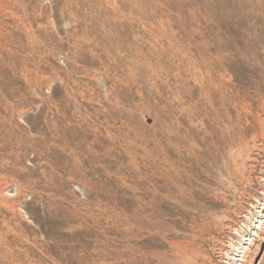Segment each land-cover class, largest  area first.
<instances>
[{"label": "rangeland", "instance_id": "374dc122", "mask_svg": "<svg viewBox=\"0 0 264 264\" xmlns=\"http://www.w3.org/2000/svg\"><path fill=\"white\" fill-rule=\"evenodd\" d=\"M0 264H264V0H0Z\"/></svg>", "mask_w": 264, "mask_h": 264}, {"label": "bare ground", "instance_id": "6f19581e", "mask_svg": "<svg viewBox=\"0 0 264 264\" xmlns=\"http://www.w3.org/2000/svg\"><path fill=\"white\" fill-rule=\"evenodd\" d=\"M194 111H195V110H194ZM209 113H210V112H209ZM161 149H162V148H161ZM155 168H156V167H155ZM143 171H144V170H142V172H143ZM152 171H154V170H152ZM140 172H141V171H140ZM142 176H143V175H142ZM169 176H170V175H169ZM148 179H149V178H148ZM152 179H153V178H152ZM152 179H151V180H152ZM165 179H166V178H165ZM174 181H175V180H174ZM141 183H144V182H141ZM177 183H178V182H177ZM145 186H146V183H145ZM145 186H144V188H145ZM132 188H134V187H132ZM135 188H136V187H135ZM127 189L129 190V188H127ZM136 189H137V188H136ZM139 190H140V189H139ZM139 190H138V191H139ZM143 190H144V189H143ZM145 190H146V188H145ZM121 191H122V190H121ZM134 191H135V190H134ZM134 191H133V192H134ZM138 191H136V192H138ZM146 191H147V190H146ZM108 192H109V191H108ZM127 192H128V191H127ZM139 193H140V191H139ZM156 193H157V192H156ZM130 194H133V193H130ZM142 194H143V193H141V195H142ZM151 194H152V193H151ZM151 194H150V195H151ZM113 195H114V194H113ZM177 195H178V194H177ZM115 196L117 197V195H115ZM139 196H140V195H139ZM145 196H146V195H145ZM145 196H144V197H145ZM156 196H157V195H156ZM146 197H148V195H147ZM190 197H191V196H190ZM151 198H153V197H151ZM123 199H124V197H123ZM139 199H140V197H139ZM155 199H157V197H156ZM158 199H160V197H159ZM137 200H138V199H137ZM153 200H154V198H153ZM160 200H161V199H160ZM139 201H140V200H139ZM155 201H157V200H155ZM130 202H131V201H130ZM130 202H129V203H130ZM142 202H143V201H142ZM147 202H150V201L148 200ZM150 203H151V202H150ZM153 203H154V202H153ZM145 204H147V203H145ZM158 204H159V203H158ZM123 205H126V204H123ZM139 205H140V204H139ZM159 205H160V204H159ZM141 206H142V205H141ZM143 206H145V205H143ZM112 207H113V206H112ZM124 207H125V206H124ZM139 207H140V206H139ZM152 207H153V206H152ZM154 207H155V206H154ZM146 209H147V208H146ZM151 209H152V208H151ZM147 210H148V209H147ZM152 210H153V209H152ZM113 211H114V210H113ZM142 211H143V210H142ZM156 211H157V210H156ZM111 212H112V211H111ZM115 212H116V211H115ZM151 212H152V211H151ZM113 213H114V212H113ZM120 213H121V212H120ZM110 214H111V213H110ZM142 215H143V214H142ZM117 216H119V215H117ZM122 216H124V215H122ZM122 216H121V221H122V218H123ZM110 217H111V216H110ZM145 217H146V216H145ZM113 219H114V218H113ZM114 220H115V219H114ZM124 220H125V219H124ZM124 220H123V221H124ZM132 220H133V219H132ZM144 220H145V219H144ZM123 221H122V222H123ZM128 221H129V220H128ZM118 222H119V221H118ZM122 222H121V223H122ZM125 222H126V221H125ZM129 222H130V221H129ZM172 222H173V221H172ZM112 223H113V222H112ZM115 223H116V222H115ZM127 223H128V222H127ZM116 224H117V223H116ZM145 224H146V223H145ZM158 224H159V223H158ZM158 224H157V226H158ZM113 225H115V224H113ZM131 225H132V224H131ZM131 225H130V226H131ZM151 225H152V224H151ZM153 225H154V224H153ZM127 226H128V225H124L125 228H126ZM147 226H148V225H147ZM113 227H114V226H113ZM135 227H136V226H135ZM155 227H156V226H155ZM155 227L153 226L154 229H155ZM137 228H138V227H137ZM112 229L114 230V228H112ZM118 229H119V228H118ZM135 229H136V228H135ZM139 229H140V228H139ZM139 229H138V230H139ZM151 229H152V228H151ZM154 229H153V230H154ZM124 230H126L128 236H132V233H131L130 229H128V230H127V229H124ZM124 230H123V231H124ZM160 230H161V229H160ZM114 231H115V230H114ZM119 231H121V230H119ZM148 231H149V230H148ZM115 233H116V232H115ZM149 233H150V232H149ZM151 233H152V232H151ZM162 233H163V232H162ZM141 234H142V233H141ZM153 234H154V233H153ZM168 234H169V233H168ZM113 235H114V234H113ZM113 235H112V236H113ZM112 236H111V238H112ZM120 236H121V235H120ZM139 236H140V235H139ZM164 236H165V235H164ZM114 237H115V236H114ZM123 237H124V236H123ZM149 237H150V236H149ZM174 237H175V236H174ZM146 238H147V237H146ZM110 240H111V239H110ZM115 240H116V239H115ZM118 240H119V239H117V241H118ZM121 240H122V239H121ZM147 240H148V238H147ZM128 241H129V240H128ZM194 241H195V240H194ZM120 242H121V241H120ZM164 242H165V241H164ZM109 243H110V242H109ZM112 243H113V242H112ZM120 244H121V243H120ZM122 244H124V243H122ZM143 244H144V243H143ZM172 244H173V243H172ZM117 245H119V244H117ZM130 245H131V244H130ZM194 245H195V244H194ZM124 246H125V244H124ZM124 246H123V247H124ZM127 246H128V245H126V248H127ZM137 246H138V245H137ZM146 246H147V245H146ZM170 246H171V245H170ZM180 246H181V245H180ZM120 247H121V246H120ZM123 247H122V250L124 251ZM128 247H129V246H128ZM144 247H145V246H144ZM147 247H148V246H147ZM184 247H185V246H184ZM137 248H138V247H137ZM173 248H175V247H173ZM196 248H197V247H196ZM116 249H117V248H116ZM116 249H115V250H116ZM130 249H133V248H130ZM146 249H147V248H146ZM127 250H128V249H127ZM133 250H134V249H133ZM144 250H145V249H144ZM154 250H155V249H154ZM248 250H249V248H248ZM123 251H122V252H123ZM134 251L136 252V250H134ZM134 251H133V252H134ZM146 251H147V250H146ZM164 251H165V250H164ZM194 251H195V250H194ZM127 252H128V251H127ZM191 252H192V250H191ZM149 253H150V252H149ZM172 253H173V252H172ZM112 254H113V253H112ZM124 254H126V252H125ZM124 254H123V256H124ZM132 254H133V253H132ZM159 254H160V253H159ZM178 254H179V253H178ZM180 254H181V253H180ZM127 255H128V253H127ZM145 255H146V254H145ZM141 256H142V255H141ZM141 256H140V257H141ZM129 257H130V255H129ZM143 257H144V256H143ZM149 257H150V256H149ZM153 257H154V256H153ZM171 257H172V256H171ZM130 258H131V257H130ZM112 260H113V259H112ZM144 260H145V259H144ZM128 261H129V260H128ZM136 261H137V260H136ZM158 261H160V259H158ZM161 261H162V260H161ZM130 262H131V261H130ZM166 262H167V261H166ZM131 263H132V262H131ZM169 263H170V262H169Z\"/></svg>", "mask_w": 264, "mask_h": 264}]
</instances>
